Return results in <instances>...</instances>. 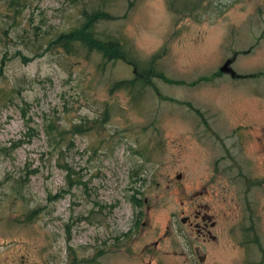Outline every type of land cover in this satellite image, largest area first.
Returning <instances> with one entry per match:
<instances>
[{
	"label": "rangeland",
	"instance_id": "374dc122",
	"mask_svg": "<svg viewBox=\"0 0 264 264\" xmlns=\"http://www.w3.org/2000/svg\"><path fill=\"white\" fill-rule=\"evenodd\" d=\"M0 264H264V0H0Z\"/></svg>",
	"mask_w": 264,
	"mask_h": 264
},
{
	"label": "trees",
	"instance_id": "16d2710c",
	"mask_svg": "<svg viewBox=\"0 0 264 264\" xmlns=\"http://www.w3.org/2000/svg\"><path fill=\"white\" fill-rule=\"evenodd\" d=\"M82 16L83 20L80 25L56 35L53 38L55 39L53 43L61 45L67 52L76 51L78 48L86 51H94L99 53L105 62L124 60L133 66L135 75L130 80L117 81L113 87L120 88L124 85L130 87L141 85L140 83H143V77H139L138 74L144 75V73H148L150 70L143 63L136 61L132 57L126 48L127 46L120 38L114 35L101 36L96 31L97 21L112 19L113 16L111 13L101 10H96L91 13L85 11ZM132 201L135 203L134 205L140 203L139 199L133 198ZM248 229H253V225L251 224ZM255 240H257V236Z\"/></svg>",
	"mask_w": 264,
	"mask_h": 264
},
{
	"label": "flooded vegetation",
	"instance_id": "af4514ba",
	"mask_svg": "<svg viewBox=\"0 0 264 264\" xmlns=\"http://www.w3.org/2000/svg\"><path fill=\"white\" fill-rule=\"evenodd\" d=\"M202 208H198L194 210V217L195 218H200V221L196 222H189L188 225L192 226L197 234V237H200L203 240H206L207 238L215 240V236L212 235L211 230L209 227L214 226V221H210L211 217L206 215V212L201 211ZM188 219L190 218L187 216L181 218V223H186L188 222ZM191 221V220H190ZM169 228V227H167Z\"/></svg>",
	"mask_w": 264,
	"mask_h": 264
},
{
	"label": "water",
	"instance_id": "95a60500",
	"mask_svg": "<svg viewBox=\"0 0 264 264\" xmlns=\"http://www.w3.org/2000/svg\"><path fill=\"white\" fill-rule=\"evenodd\" d=\"M229 62H230V60H227V61L225 62V64L220 68V70H221V71H226V72L231 71V72H230L231 75L234 76L235 73H234L232 70H230V68L227 66V65L229 64Z\"/></svg>",
	"mask_w": 264,
	"mask_h": 264
}]
</instances>
